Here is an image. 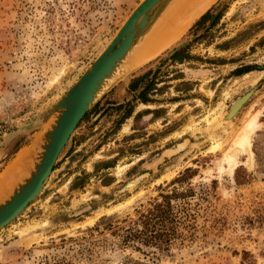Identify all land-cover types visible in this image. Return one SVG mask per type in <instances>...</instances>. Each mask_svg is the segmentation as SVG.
Segmentation results:
<instances>
[{"label": "rangeland", "instance_id": "374dc122", "mask_svg": "<svg viewBox=\"0 0 264 264\" xmlns=\"http://www.w3.org/2000/svg\"><path fill=\"white\" fill-rule=\"evenodd\" d=\"M184 1L98 96L41 194L0 231V264H264V0H217L203 24L133 66ZM140 2L0 0V177L39 139L38 160L55 105ZM182 46L197 59L169 60ZM160 66L152 102L135 99L132 81ZM242 67L250 70L237 76ZM254 119L252 166L247 154L233 172L215 166ZM188 169L174 186L194 190L182 214L185 243L153 257L123 245L108 225L135 219Z\"/></svg>", "mask_w": 264, "mask_h": 264}, {"label": "water", "instance_id": "95a60500", "mask_svg": "<svg viewBox=\"0 0 264 264\" xmlns=\"http://www.w3.org/2000/svg\"><path fill=\"white\" fill-rule=\"evenodd\" d=\"M168 1L141 0L115 37L55 105L53 113L58 115L51 129L45 134V142L41 145L42 152L38 160L36 153L39 139L29 147L34 149L30 177L15 188L9 200L0 204V231L18 218L41 194L79 124L105 87L113 81L108 83L131 48L148 26L160 16ZM215 19L216 17L212 16L210 22L213 24ZM182 48L183 46L176 48L170 56ZM254 92L255 89H251L239 98L232 105L228 118L238 113ZM242 99H246L243 106L240 105Z\"/></svg>", "mask_w": 264, "mask_h": 264}, {"label": "trees", "instance_id": "16d2710c", "mask_svg": "<svg viewBox=\"0 0 264 264\" xmlns=\"http://www.w3.org/2000/svg\"><path fill=\"white\" fill-rule=\"evenodd\" d=\"M209 16L210 13H206L198 23V26L203 24ZM188 59L197 58L189 55L185 47L176 51L169 58L173 63H183ZM167 61V59L162 60L161 66L165 65ZM161 66L156 71L150 70L143 76L132 81L130 86L131 92H139L135 99L140 100L144 104L152 102L151 92L159 91L156 88V82L158 80L157 77L160 75ZM248 70L250 68L242 67L237 69L235 74L240 76L248 72ZM131 113V110H128L125 118H129ZM190 172V169L186 170V174L174 180L167 189L172 186L174 187L175 184L184 183L188 178L187 173ZM193 191L191 188L180 191L176 187L172 190L164 191L160 194L159 199L151 203L149 207L138 210L135 219L126 220V225L119 227L108 225V227L115 229L114 233L119 235L123 245L134 248L146 257H153L161 253L170 252L173 247L179 244L183 245L188 238L187 234L185 236L184 230H186V227H189L184 225V217L182 214L185 209L186 200L193 194ZM244 254L246 256L249 255L247 252H244ZM131 264L147 263L134 261Z\"/></svg>", "mask_w": 264, "mask_h": 264}, {"label": "bare ground", "instance_id": "6f19581e", "mask_svg": "<svg viewBox=\"0 0 264 264\" xmlns=\"http://www.w3.org/2000/svg\"><path fill=\"white\" fill-rule=\"evenodd\" d=\"M176 0H169L160 16L153 21L143 35L138 39V41L131 48L126 58L121 63L120 67L116 70L114 75L108 83L112 81L114 77L120 72L122 68L126 66V62L130 60L136 49L141 45L145 37L152 31V29L160 22L164 15L168 12L171 6ZM217 0H185L181 6V10L178 13H173L174 16L170 19L168 23L165 24L163 28L155 35V38L151 41L144 52L134 60L135 64H141L148 59L154 57L159 52L164 50L166 47L172 45L180 34L187 31L192 24L200 17H202L205 12L216 2ZM177 11V10H176ZM146 42V40H145ZM141 62V63H140ZM129 67V66H128ZM135 68V67H134ZM130 69V68H129ZM107 83V82H106ZM246 99H242L240 105L245 104ZM227 121V119H226ZM257 119L250 120L249 123L242 129L240 134L235 140V145L231 148L225 155L223 159L215 162V166L222 169L223 165H228L230 172H233L238 165V157L242 154H247L249 157L248 165L253 164V152L251 143V134L258 127ZM214 149H220L219 144H217ZM34 149L28 148L30 154L25 151L21 152L14 162V164L0 177V204L9 200L13 195V192L19 184L23 183L24 180L30 177L33 167V156ZM10 193V194H9ZM9 194L8 196H6ZM6 198L3 199V197ZM3 199V200H2ZM2 200V201H1Z\"/></svg>", "mask_w": 264, "mask_h": 264}, {"label": "crops", "instance_id": "0c3cea01", "mask_svg": "<svg viewBox=\"0 0 264 264\" xmlns=\"http://www.w3.org/2000/svg\"><path fill=\"white\" fill-rule=\"evenodd\" d=\"M18 156H19V154H18ZM15 158H16V157H15ZM17 158H18V157H17ZM14 160H15V159H14ZM14 160H13V161H14ZM13 161H12V162H13ZM11 164H12V163H11ZM11 164H10V165H11Z\"/></svg>", "mask_w": 264, "mask_h": 264}]
</instances>
